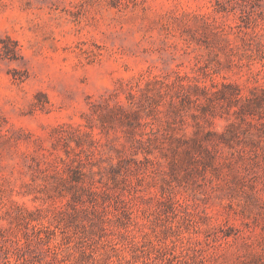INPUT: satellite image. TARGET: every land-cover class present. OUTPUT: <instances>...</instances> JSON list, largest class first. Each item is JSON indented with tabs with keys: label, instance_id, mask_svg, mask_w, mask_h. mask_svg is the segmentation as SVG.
Wrapping results in <instances>:
<instances>
[{
	"label": "rangeland",
	"instance_id": "1",
	"mask_svg": "<svg viewBox=\"0 0 264 264\" xmlns=\"http://www.w3.org/2000/svg\"><path fill=\"white\" fill-rule=\"evenodd\" d=\"M0 264H264V0H0Z\"/></svg>",
	"mask_w": 264,
	"mask_h": 264
}]
</instances>
